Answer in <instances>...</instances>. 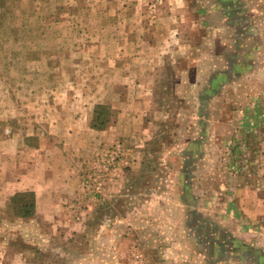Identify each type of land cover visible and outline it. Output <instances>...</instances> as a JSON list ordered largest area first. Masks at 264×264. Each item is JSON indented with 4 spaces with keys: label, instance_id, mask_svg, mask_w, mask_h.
I'll return each mask as SVG.
<instances>
[{
    "label": "rangeland",
    "instance_id": "rangeland-1",
    "mask_svg": "<svg viewBox=\"0 0 264 264\" xmlns=\"http://www.w3.org/2000/svg\"><path fill=\"white\" fill-rule=\"evenodd\" d=\"M0 264H264V0H0Z\"/></svg>",
    "mask_w": 264,
    "mask_h": 264
},
{
    "label": "crops",
    "instance_id": "crops-1",
    "mask_svg": "<svg viewBox=\"0 0 264 264\" xmlns=\"http://www.w3.org/2000/svg\"><path fill=\"white\" fill-rule=\"evenodd\" d=\"M235 199H229V201L227 202L228 206H236L239 204V200L237 197H234Z\"/></svg>",
    "mask_w": 264,
    "mask_h": 264
}]
</instances>
